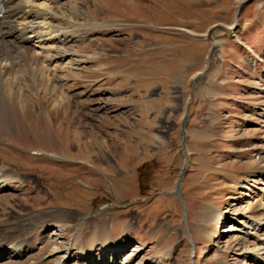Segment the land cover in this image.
Listing matches in <instances>:
<instances>
[{
    "label": "rangeland",
    "instance_id": "1",
    "mask_svg": "<svg viewBox=\"0 0 264 264\" xmlns=\"http://www.w3.org/2000/svg\"><path fill=\"white\" fill-rule=\"evenodd\" d=\"M51 9L76 36L57 50L84 62L74 71L66 58L60 71L15 84L34 105L24 116L12 109L13 127L0 114V171L25 184L0 194V228L36 243L65 228L18 264H54L51 240L77 245L76 225L86 248L95 243V262L100 239L124 238L117 264L139 245L132 264L264 258L262 186L246 199L255 210L245 225L220 213L246 206L242 181L259 175L264 0H61Z\"/></svg>",
    "mask_w": 264,
    "mask_h": 264
},
{
    "label": "bare ground",
    "instance_id": "2",
    "mask_svg": "<svg viewBox=\"0 0 264 264\" xmlns=\"http://www.w3.org/2000/svg\"><path fill=\"white\" fill-rule=\"evenodd\" d=\"M60 1L61 0H0V6L4 9L3 15L0 18V114L9 126L13 127V108L21 112V114L22 109L25 108L24 114H22V116H24L26 112L30 111L29 109H31L32 105H34L32 101L26 103V101L22 99L25 97L26 92H23L25 89H16L15 84H18L19 79H23L27 73H35V70H37L38 73L39 71L41 73L50 70L60 71L61 68L58 66L65 61L66 58H71L68 64L73 67H68L74 71L80 70L79 66L84 62V60L79 58L78 53L66 51V48H59V50H57L58 47H64L66 44L73 42L76 38L66 26H59L55 20L57 16L53 14L51 8L59 5ZM74 26L79 28L81 24ZM72 57L76 59H72ZM10 98H14L13 103H11L12 99ZM256 159V171L259 175H250L243 179L242 182L247 193L244 195L245 200L237 201L238 203H246V206L242 207L241 205L239 208L232 206L231 209H225L220 212L221 214L228 213L234 215L236 217L234 223L241 225H245L250 218L251 215L247 217V214L253 213L255 210L253 203L246 199L253 198L252 195L255 192H253L252 189H256L257 185L262 186V189L259 190L261 192L259 201L261 204L260 210L264 211V149H261ZM237 184L235 185L236 187ZM24 187L25 184L21 181H16L8 169L0 171V194L5 193L8 189L20 190L24 189ZM175 194L178 195L179 192L176 190ZM230 199L233 200L232 197H230ZM27 217H29V215ZM71 218L70 225L78 221L79 216L73 214ZM237 218H239V220ZM257 225V227L255 226V232L264 230V216L258 218ZM83 226L76 225L71 227L74 229L72 242L76 239V241H78L77 245H72V243L60 245L61 243L57 244V242L51 240L53 247L47 257H49L54 264H117V259L121 252L119 246H125L127 240L124 238L122 242L111 240L110 243H106L103 242L104 240L101 241L100 239L98 246L99 258L95 262V243H89L86 248L85 243L88 238L84 237ZM58 228L61 231L65 226L60 224ZM7 229L8 228H0V264H18L39 249L36 245L43 246L46 241H50L49 239L51 236L53 238L58 232L57 230V232H54L52 235L41 236L39 239H36L38 240V243H36V241L33 242L32 236L24 237L28 234L19 235L18 231H7ZM32 231L34 232L35 229ZM32 231H30V233ZM237 231L235 227H231L228 230V232L234 233ZM121 235L122 236L119 238L127 237L129 235L128 230H125ZM258 241L264 244V239L258 238ZM253 245L255 246L254 243L248 242V254H253L254 250L250 248ZM142 247L143 245H139L130 254L128 253L129 255L125 257V259H123L124 261H121L122 263L120 264H132L131 261ZM108 250L111 251V257H107ZM259 251L260 250L252 257H246L248 258L247 260L250 261V264H264V258L260 255ZM244 253L245 252L242 251L234 252V255L240 256ZM146 262L147 260H138L136 264H147ZM28 264H35V262H30ZM221 264L225 263L221 262Z\"/></svg>",
    "mask_w": 264,
    "mask_h": 264
},
{
    "label": "water",
    "instance_id": "3",
    "mask_svg": "<svg viewBox=\"0 0 264 264\" xmlns=\"http://www.w3.org/2000/svg\"><path fill=\"white\" fill-rule=\"evenodd\" d=\"M236 16H237V14H236ZM236 16H235V17H236ZM181 179H182V176H181V178L179 179V181H178V183H177V190H178V191H180V181H181Z\"/></svg>",
    "mask_w": 264,
    "mask_h": 264
}]
</instances>
